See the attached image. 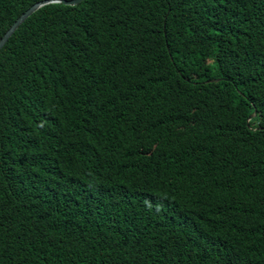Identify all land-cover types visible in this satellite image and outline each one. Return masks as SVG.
<instances>
[{"label": "trees", "instance_id": "trees-1", "mask_svg": "<svg viewBox=\"0 0 264 264\" xmlns=\"http://www.w3.org/2000/svg\"><path fill=\"white\" fill-rule=\"evenodd\" d=\"M0 0V38L32 4ZM0 264H264V0H83L0 50Z\"/></svg>", "mask_w": 264, "mask_h": 264}, {"label": "water", "instance_id": "water-1", "mask_svg": "<svg viewBox=\"0 0 264 264\" xmlns=\"http://www.w3.org/2000/svg\"><path fill=\"white\" fill-rule=\"evenodd\" d=\"M83 0H42L38 1L34 4H32L26 11H24L9 27V29L3 34V36L0 38V50L5 45V43L8 41V39L12 36V34L16 31V29L35 11H37L39 8H41L44 5L50 4V3H63L65 5H77Z\"/></svg>", "mask_w": 264, "mask_h": 264}]
</instances>
